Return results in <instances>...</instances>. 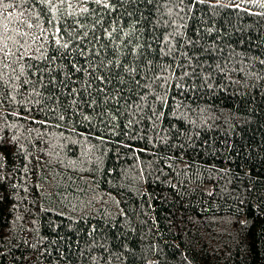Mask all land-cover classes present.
Masks as SVG:
<instances>
[{
	"label": "trees",
	"instance_id": "obj_1",
	"mask_svg": "<svg viewBox=\"0 0 264 264\" xmlns=\"http://www.w3.org/2000/svg\"><path fill=\"white\" fill-rule=\"evenodd\" d=\"M0 264H264V0H0Z\"/></svg>",
	"mask_w": 264,
	"mask_h": 264
}]
</instances>
